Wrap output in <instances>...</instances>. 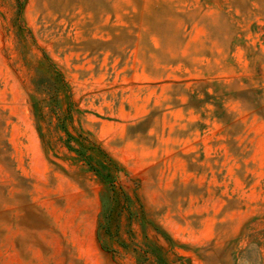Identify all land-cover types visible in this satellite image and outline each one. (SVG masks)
Listing matches in <instances>:
<instances>
[{"label":"rangeland","instance_id":"1","mask_svg":"<svg viewBox=\"0 0 264 264\" xmlns=\"http://www.w3.org/2000/svg\"><path fill=\"white\" fill-rule=\"evenodd\" d=\"M91 237L264 264V0H0V264H83Z\"/></svg>","mask_w":264,"mask_h":264},{"label":"trees","instance_id":"2","mask_svg":"<svg viewBox=\"0 0 264 264\" xmlns=\"http://www.w3.org/2000/svg\"><path fill=\"white\" fill-rule=\"evenodd\" d=\"M41 68H43L44 70L46 71H51L54 69V66L50 63V62H47V61H42L41 62ZM57 84L56 86H53V88L49 87L51 83L47 84L49 86H46L45 88H40V85H41V78H37L36 82H37V85H39V89H41L43 92L47 93V94H52L53 96H55L56 94H58V92H60L63 88H65V82H64V79H63V75L58 71L57 72ZM40 90V91H41ZM87 157H89V154H87ZM92 159V158H90ZM108 160H103L102 163H103V166L104 167H107L110 169L109 172H113L114 170L118 169V164L116 162H114L111 158H107ZM94 170H96L98 172V169L94 168Z\"/></svg>","mask_w":264,"mask_h":264},{"label":"crops","instance_id":"3","mask_svg":"<svg viewBox=\"0 0 264 264\" xmlns=\"http://www.w3.org/2000/svg\"><path fill=\"white\" fill-rule=\"evenodd\" d=\"M89 241L91 248L95 251V256L92 260L86 259L83 264H117L111 255L101 248L96 238L91 237Z\"/></svg>","mask_w":264,"mask_h":264}]
</instances>
